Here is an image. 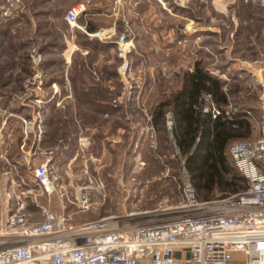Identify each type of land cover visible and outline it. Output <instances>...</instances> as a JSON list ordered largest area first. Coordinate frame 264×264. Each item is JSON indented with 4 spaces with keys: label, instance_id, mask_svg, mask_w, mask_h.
Here are the masks:
<instances>
[{
    "label": "rangeland",
    "instance_id": "obj_1",
    "mask_svg": "<svg viewBox=\"0 0 264 264\" xmlns=\"http://www.w3.org/2000/svg\"><path fill=\"white\" fill-rule=\"evenodd\" d=\"M160 1L165 5L164 1ZM23 3L22 19L15 22L12 28L0 27V73L6 74L7 65L12 66L8 71L13 74L12 79L15 82L13 91H10L11 97L20 93L24 80L32 73L30 55L34 48L38 50L40 46L34 27L29 22L32 17H25L28 12L27 0ZM170 4L173 7H180L182 4L184 11L182 14L175 13L171 7L170 18H157L150 15L156 13L157 9L151 10L152 13L149 12L143 23L144 31L138 32L135 29V42L130 33L119 30L116 25L101 29L115 27L119 36L127 37L130 48L125 56H121L115 45V52L121 61L115 67L119 75L118 81L103 82L100 84L101 88H98V75L93 71L86 72L87 90H90V87L95 88L101 97L99 99L107 100V87H110L113 90V106L119 108L120 112L116 117L119 123H115L113 118L106 121L102 116L95 120L89 119L94 124L91 130L89 127L88 130L82 128L76 136L78 151L68 177L73 184V187H70L73 196L71 209L75 213L73 224L108 217L123 220L131 213L156 210L162 204L174 205L181 200L180 165L183 159H178L175 152H171L170 160L163 164L160 174L151 178L148 172L153 163L149 154L136 155L135 142L133 148L131 146L139 128L144 126L140 134L144 131L150 134L147 109L151 108L164 92L170 90L168 85L173 86L175 73L191 69L197 60H204L212 70L231 64L228 72L240 70L249 74V78L245 75L240 78L248 79L243 84L246 87L253 86L255 89L254 85H261L260 101L264 112V0H171ZM120 5L121 0H114L115 7ZM158 20L157 28L163 32L166 30L161 36L151 31L150 26ZM135 27L137 28L136 25ZM168 27L172 30L170 34ZM25 56L29 57V61ZM103 57L104 55L96 56L97 64H104ZM104 58L106 59V55ZM75 59L77 58L74 56V64L72 63L69 69L75 67ZM106 64L110 67L109 61ZM63 67L65 72V65ZM222 77L227 79L225 75ZM18 79L21 81L16 83ZM93 79L97 83L91 81ZM103 86L105 88H102ZM68 93L69 99L72 100V90ZM142 114L145 121L140 116ZM168 117L167 120H171V116ZM258 127L257 139H264V116ZM99 132L110 142L108 145L104 143L100 150L91 146L93 134ZM149 138L151 142L155 141L154 135L151 134ZM95 150L98 152H92ZM58 179V182L67 181V177ZM87 187L90 188L88 194L91 198V208L81 212L78 207L79 199L82 189Z\"/></svg>",
    "mask_w": 264,
    "mask_h": 264
},
{
    "label": "built area",
    "instance_id": "obj_2",
    "mask_svg": "<svg viewBox=\"0 0 264 264\" xmlns=\"http://www.w3.org/2000/svg\"><path fill=\"white\" fill-rule=\"evenodd\" d=\"M23 2L0 0V22H17L24 11ZM83 11L84 6H77L65 14L63 19L70 29L79 27ZM94 36L116 45L121 56L128 53V39L119 36L115 27ZM30 61L32 73L20 93L10 98L11 105L28 114H11L0 107V136L8 118L17 117L23 123L25 138L33 136L39 143L44 134V108L52 102L63 107L65 98L57 84H52L49 92L43 56L37 48ZM210 111L215 118L218 111L207 96L204 112ZM172 125V119L167 120L168 130ZM37 151L38 147L32 155ZM229 151L248 187L211 201L199 199L184 160L179 202L131 213L123 220L108 217L74 225V214L42 208V220L35 221L25 211L24 201L17 198L14 211L0 229V264H264V139L234 143ZM174 152L178 156L176 148ZM50 163L47 158L32 170L34 187L46 195L59 188ZM89 189H82L81 212L91 208Z\"/></svg>",
    "mask_w": 264,
    "mask_h": 264
},
{
    "label": "trees",
    "instance_id": "obj_3",
    "mask_svg": "<svg viewBox=\"0 0 264 264\" xmlns=\"http://www.w3.org/2000/svg\"><path fill=\"white\" fill-rule=\"evenodd\" d=\"M171 7L175 13L184 11L177 6ZM23 15L24 13L20 15V19ZM14 24L15 22L9 24L0 22V27L8 29ZM85 27L87 33L76 30V42L89 53L84 56L77 52L74 55L77 58L76 65L72 68L73 71L69 69L68 72L70 89L73 93L72 100H68L59 108L56 107L55 102H52L43 110L45 147L55 149L58 146L59 156L63 155L61 160L58 155L54 157L53 168L67 163L76 155L78 151L76 136L82 128L89 127L88 129L91 130L94 124L90 120L102 116L106 121L113 118L115 123H119L116 117L120 109L113 106L111 96L113 90L106 86L108 99H99L101 97L95 88L90 87V90H87L86 78L87 71L95 72L99 77L97 80L99 83L94 79L91 81L96 82L98 88H101L100 84L103 82L112 83L119 80L115 67L121 61L115 52L116 46L103 44L98 38L91 37L89 34H94L97 29L92 24L89 23ZM57 28L52 23L39 21L35 36L39 39L38 52L43 56L42 69L48 78L47 87L51 88L53 83H58L64 89L66 82L64 60L59 55V49L62 48L59 40L62 32ZM99 55L104 57L106 55V59L103 57L104 64L101 62L97 64L95 58ZM105 60L109 61L110 67H107ZM230 65L218 66L212 70L204 60H197L191 69L175 73L173 86L168 85L170 90L164 92L161 98L147 109L150 119L147 124L153 133L150 131V134H147L144 131L140 134L144 126L139 128L131 146L133 148L135 142L136 155L149 154L148 157L153 163L148 172L151 178L160 174L163 164L170 160V153L176 148L178 159L182 158L185 161L192 184L199 199L203 201H211L247 189V181L236 169L229 149L237 142L255 141L259 134V122L264 116L260 101L261 85H254L255 89L253 86H244L248 79L240 77L245 75L249 78L250 75L240 70L228 72ZM10 66L7 65L6 74L0 73V106L2 107L10 104L12 94L10 91H13L12 87L15 83L12 79L13 74L8 72ZM224 75L227 77L226 80L222 77ZM207 96L212 108L218 111L215 118L213 111L204 112ZM140 116L144 119L143 114ZM168 116H171L173 122L171 130L167 128ZM151 134L155 137L153 142L149 138ZM93 137L91 146H96L98 150L104 143L110 144L106 136L103 138L100 132L93 134Z\"/></svg>",
    "mask_w": 264,
    "mask_h": 264
},
{
    "label": "crops",
    "instance_id": "obj_4",
    "mask_svg": "<svg viewBox=\"0 0 264 264\" xmlns=\"http://www.w3.org/2000/svg\"><path fill=\"white\" fill-rule=\"evenodd\" d=\"M162 1H164L165 5L160 0H121V5L115 7L114 0H27L28 12L25 13V17H32L29 22L33 25L34 32L39 21L52 23L54 27H58L57 29L62 32V36L59 39L62 44V48L59 49V55L64 60L63 66L65 65L66 68V82L64 89L58 83L53 84H57L61 89L62 97L65 98L64 104L70 100L68 93L70 92L68 69L73 63V57L77 52L82 53L84 56H87L89 53L87 49H83L77 45L76 30L87 33L85 26L90 23L97 28L94 33L96 34L103 28L116 25L123 32L130 33L135 42V29L138 32L144 31L145 27L143 23L147 19L149 12L152 13L151 10L157 9L158 12L150 14L151 17H171V0ZM77 6H84V11L79 18L80 27L70 29L63 18L70 9ZM145 7H147L146 10L148 12L145 10ZM180 7L185 8L182 4ZM145 23L147 24V22ZM157 25L159 26V20L152 22L150 25L152 27L151 31L157 33L159 36L162 33H166V30H164L165 32L161 31L157 28ZM167 30L169 34L172 32L170 27ZM94 34L89 35L96 37ZM169 36L171 37V35ZM164 38L167 37L164 36ZM48 90L51 92V88ZM0 107L7 108L11 114H21L24 116L28 114L27 110H21L13 104ZM22 128L23 123L20 119L9 117L0 136V210L2 212V216H0V229L3 228L4 222L10 213L14 211L17 198L24 201L25 211L35 221L42 220V208L57 214H75L71 209V205L73 204L71 198L73 196L71 195L72 188L70 187H73V184L68 177L72 172L76 155L67 163L59 164L53 168L52 161L56 155L59 156L60 147L47 149L44 144L45 134H43L42 140L39 143L34 140L33 136L26 139ZM37 147L38 151L36 156H34L32 155V151L37 149ZM44 152L48 156L43 155L42 153ZM59 157L61 160L63 155L61 154ZM47 158L51 160L50 167L56 170V173H54L59 178L67 177V181L65 182L59 181L58 192L55 191V194L51 195L42 194L41 190L34 187L32 180V170L46 161Z\"/></svg>",
    "mask_w": 264,
    "mask_h": 264
}]
</instances>
